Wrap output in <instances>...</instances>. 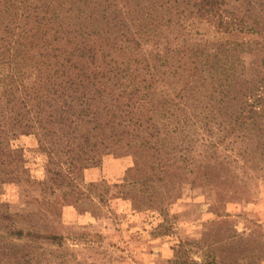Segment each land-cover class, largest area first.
Masks as SVG:
<instances>
[{
  "label": "rangeland",
  "instance_id": "374dc122",
  "mask_svg": "<svg viewBox=\"0 0 264 264\" xmlns=\"http://www.w3.org/2000/svg\"><path fill=\"white\" fill-rule=\"evenodd\" d=\"M59 1L62 12L72 9L66 15L79 6L98 19L92 28L110 37L112 47L105 52L122 62L121 69L129 66L125 73L142 57L148 64L181 66L179 50L189 64L180 77L178 68L170 85L161 76L142 107L131 98L128 109L144 114L141 126L123 128L118 119L121 125L114 122L112 129L110 122L104 125L110 118L105 111L86 124L90 143L103 144L83 165L64 152L67 147L39 141L35 127L8 135L16 155L0 163V264H264V0H215L207 13L198 10L200 0H124L143 7L139 15L145 20L156 19L136 34L113 27L119 2L116 7L114 0ZM204 48L228 50L234 75L228 71L226 80L212 81L204 73L201 88L191 82L196 85L186 92L185 107L196 125L175 131L183 103L168 97L192 73L188 56ZM141 78L125 82L123 99L131 87L141 89L136 95L147 90L142 86L150 79ZM123 130L134 140L119 134ZM84 132L69 135L77 136L70 143L74 157ZM118 158L129 165L112 162ZM104 159L111 173L122 167L120 174L87 180L85 169ZM85 210L95 223L73 220L75 211Z\"/></svg>",
  "mask_w": 264,
  "mask_h": 264
},
{
  "label": "trees",
  "instance_id": "16d2710c",
  "mask_svg": "<svg viewBox=\"0 0 264 264\" xmlns=\"http://www.w3.org/2000/svg\"><path fill=\"white\" fill-rule=\"evenodd\" d=\"M118 2L121 5L112 17L113 27L117 25L119 29L136 34L142 28L157 24L155 18L145 20L147 16L139 15V9L143 7L132 6L129 1L114 0L111 6L117 7ZM214 3L215 0H200L196 5L199 11L207 13L215 6ZM62 5L63 1L59 0H0V163H4L2 157L13 159L16 155V151L9 148V137L35 127L39 132V141L48 138L53 140V145L67 147L64 152L72 154L71 159L83 165L94 159L96 151L103 144L90 143L86 124L99 120L105 111L110 118L104 125L110 122L112 129H115L114 122L118 119L124 122L123 128L130 126V123L141 126L140 119L144 114L138 109L140 106L137 107V114L128 109L131 98L135 96L142 107L150 94L149 90H156L154 85L162 80L161 76L166 75L165 81L170 85L171 80L176 78L178 68L182 67L180 77L186 64H189L184 60L187 54L185 50H179L178 53H181L177 62L182 61L181 66L178 64L172 68L171 64L160 62L158 65L155 61L148 64L142 57L134 61L136 67L131 73H125L130 70L129 66L121 69L122 62L118 63L115 57L105 52L112 47V42H108L110 37L100 34L104 32L102 28H92L98 19L93 20L92 14L84 13L85 10L79 6L74 8L75 14L66 15L72 9L68 7L62 12ZM108 7L104 6L106 9ZM136 10L137 15H131ZM227 51L206 52L204 48L194 50L188 56V62L193 64L189 67L192 73L186 74L187 80L178 91L171 90L173 97H168L172 102L175 99L177 105L183 103L178 116L181 121H175L176 124L181 123L180 128L174 127L175 131L189 130L196 125L195 115L192 116L187 110L188 105L185 107V101L189 98L186 92L194 89L196 82L199 83L197 88L203 86L204 73L210 74L212 81H219L223 77L226 80L225 72L228 71L234 75V61L229 60ZM159 57L156 52L154 59L159 62ZM219 58H222V62L218 65ZM161 65L169 68L159 70L158 66ZM127 76L129 78L125 82L129 85L137 83V77L149 78V83L142 86L147 90L136 95L141 89L139 86L131 87L123 99L124 91L121 89L125 87V82L121 80ZM145 78L139 82H145ZM115 125L120 126L121 122ZM96 127L94 125L92 129ZM153 127L156 128L155 125ZM82 130L86 131L80 136L84 145L79 147V153L74 157L70 143L77 136L69 135L74 132L79 134ZM119 134L130 136V140L136 137L128 130ZM154 135H157V129ZM125 144L129 146L131 143ZM91 162L94 163L93 160Z\"/></svg>",
  "mask_w": 264,
  "mask_h": 264
},
{
  "label": "crops",
  "instance_id": "0c3cea01",
  "mask_svg": "<svg viewBox=\"0 0 264 264\" xmlns=\"http://www.w3.org/2000/svg\"><path fill=\"white\" fill-rule=\"evenodd\" d=\"M108 162H109L108 159H104L101 163V166L86 168L84 171V174H85L87 180L95 181L99 176H101V174H103V177L107 178L108 180H114L116 178V175L120 174L122 167H119L116 171H113V173H111L107 169ZM112 162L119 164V166L122 165L121 162H125V164H126L125 168H126V166L129 165L128 159H124V158L114 159V161H112ZM71 216H72L74 221L77 220L76 222H79L82 225L83 224H91V223L96 222L95 217L92 215L91 211H88V210H85V211L80 212V213L75 211L74 214Z\"/></svg>",
  "mask_w": 264,
  "mask_h": 264
}]
</instances>
